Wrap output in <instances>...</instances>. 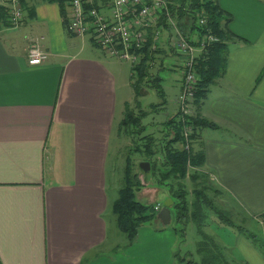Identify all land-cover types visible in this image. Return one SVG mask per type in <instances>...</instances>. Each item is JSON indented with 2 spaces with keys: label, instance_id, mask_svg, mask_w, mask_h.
Returning a JSON list of instances; mask_svg holds the SVG:
<instances>
[{
  "label": "crops",
  "instance_id": "1",
  "mask_svg": "<svg viewBox=\"0 0 264 264\" xmlns=\"http://www.w3.org/2000/svg\"><path fill=\"white\" fill-rule=\"evenodd\" d=\"M97 1L98 9L109 14ZM218 3L231 19L227 68L202 105L193 103L194 117L214 126L193 131L191 144L203 154L204 165L198 170L209 176L223 202L236 204L259 227L254 242L240 236L231 247L240 254L239 264H264V0ZM21 6L24 17L14 29H3L1 25H7L0 21L2 264H172L173 238L158 228V218L157 227L140 228L138 244L127 251L117 248L110 226L122 189L114 179L113 138L126 135L122 124L127 107L132 104L135 115L145 117L138 97L154 89L164 102L151 105L150 111L169 113L166 137L173 136L170 122L181 119L177 99L184 69L171 45L173 30L167 20L159 21L163 38L149 48V76L136 92L138 77L131 62L111 55L93 33L80 37L68 30V1L65 12L58 2L47 0H22ZM26 18L31 25L22 37ZM143 30L150 38L140 55L150 43L153 23ZM35 43L47 55L40 65L30 63L29 49ZM121 61L131 64L134 100L124 98ZM166 63L182 71L167 86L161 77ZM147 135L154 140V134ZM133 166L145 185L137 200L156 194V189H145L149 172ZM158 200L149 205L158 206ZM152 243H157V252L148 250Z\"/></svg>",
  "mask_w": 264,
  "mask_h": 264
},
{
  "label": "trees",
  "instance_id": "2",
  "mask_svg": "<svg viewBox=\"0 0 264 264\" xmlns=\"http://www.w3.org/2000/svg\"><path fill=\"white\" fill-rule=\"evenodd\" d=\"M49 2H58L62 6V10L65 12L64 3L67 0H47ZM170 9L173 17L176 20L179 29L187 37L190 42L197 44L196 37L206 33L207 30H211L215 34L219 41L210 44L202 53L197 56L195 72L198 77L196 85V93L193 103L199 108L203 101L207 99L210 87L219 79L226 71L228 62V42L231 40V33L228 29V25L231 21L226 13L219 5L218 0H169ZM84 6L86 9L92 7L99 8L98 1L93 2L85 1ZM204 11L207 19V25L201 27L198 21L197 12ZM9 8L3 5L0 0V21L6 25H12L10 23ZM165 19V16H162ZM150 38V35L149 37ZM152 40V41H151ZM150 43L147 45L145 54L141 55L140 63L137 67L133 68V76L138 77L136 82V92L140 91L144 81L149 76L150 61L149 48L154 45L153 33ZM153 42V43H152ZM157 47V45H156ZM132 76V77H133ZM142 116V115H141ZM136 116L134 112L127 107V114L122 124L123 131H131V134H139L143 128L140 123L142 117ZM181 116V114H180ZM173 136L169 137L166 145H161V149H156L162 159L155 158V160L148 161L151 166V170H157L159 165L165 168V172L159 175L158 184L170 186L171 198L174 201L173 209L175 210L177 221L183 226L188 225L189 222L196 224L198 233L203 238L198 245V253L201 258L200 264H232L228 260L225 254L221 253L217 243L212 241L209 236L204 233V227L206 219L209 218L207 214L208 209L215 210L209 206V201L204 193L205 187L195 188L191 194L194 196V200L189 203V192L186 190L184 181L189 177L194 183L198 182V174L191 175V168H201L204 165L203 154L191 151H186L178 145H184L185 139L183 136L184 125L188 124L193 131L197 128L213 127V123L201 119L200 116H192L186 119V122H182V118L179 120H173L170 122ZM192 134V138H193ZM148 138V137H143ZM150 138V137H149ZM148 138V139H149ZM147 139V140H148ZM157 146L153 143V138L147 141L144 147V152L150 157L155 154L153 147ZM160 148V147H159ZM137 149L140 150V148ZM137 150V151H138ZM149 157V156H148ZM198 173V172H197ZM140 170L134 169L132 160L128 159V165L126 169V175L124 178V186L119 191L117 200L113 204V213L117 217L118 227L120 231L127 237L130 244H133L138 237L140 228L149 220L157 219L158 212L155 210L154 205H146L137 200L136 195L140 192L145 185L142 184L140 179ZM154 174H156L154 172ZM146 176V175H145ZM166 182H169L166 184ZM198 185V183H197ZM223 215H219L221 218ZM184 231V227L181 228ZM0 264H2L0 260ZM187 264H197L196 262H187Z\"/></svg>",
  "mask_w": 264,
  "mask_h": 264
},
{
  "label": "rangeland",
  "instance_id": "3",
  "mask_svg": "<svg viewBox=\"0 0 264 264\" xmlns=\"http://www.w3.org/2000/svg\"><path fill=\"white\" fill-rule=\"evenodd\" d=\"M3 1V0H2ZM102 3H104L103 9L106 11H110L111 1L110 0H100ZM27 25V26H26ZM31 25V19L26 18V23L23 24L21 27L22 37L26 36L28 29L26 27H30ZM1 27L6 30H12L15 27L13 25H7ZM20 29V28H18ZM13 32V31H12ZM35 35H28V38H32ZM117 62V60H114ZM124 61V60H123ZM121 61V64L124 67V74L122 78V84H123V92H124V98L126 100H134V94L133 89L129 85L131 82V74H132V68L131 64L129 62H123ZM182 75L181 70H173L170 68L169 64H165V69L161 72V77L165 79V82L163 85H168L169 82H174L176 78H179ZM148 94L141 95L138 97V103H140V108H142L147 114L145 117L143 115H136L142 117V122L140 125L146 128V133H143L142 130L139 134H131V131L129 130L126 132V135H123L124 133H120L119 136H114L113 143L114 145L117 143V156L116 154L113 155L114 164L116 165V172H115V181L117 182V188L120 190L124 186V172L126 167V160L127 157L132 155L131 158L133 160V163L135 165V168L141 167L142 163H147V160H151L150 154L148 155L144 151V148L141 147L140 151H137V145L138 143L140 145H146L148 138L150 137L149 133L154 134V142L157 146L153 147V151H156L154 155H152L153 160L155 158H161V154L156 150L161 149V145H166L167 141L169 140L165 132L167 130L165 126V122L167 121L169 113H163L162 111H156L152 112L150 111L151 105H157L164 102V100L158 95L157 91L154 89H149ZM166 98V97H165ZM168 99V98H166ZM170 100V99H169ZM168 100V101H169ZM170 104H172L170 102ZM169 104V105H170ZM167 106V105H166ZM170 108L172 106L170 105ZM158 109V106L156 107ZM129 110L133 112V105H129ZM124 132V131H123ZM143 137H148L144 138ZM148 139V140H147ZM168 139V140H167ZM191 143V141H190ZM160 147V148H159ZM179 148L185 149L186 146L179 144ZM148 149V147H145ZM190 149V150H189ZM189 149H185L186 151H191L193 149L192 144ZM115 153V152H114ZM149 156V157H148ZM191 168V175H199L198 176V185L197 183H194L191 178H187L186 181H184V185L186 186V190L189 192L188 200L189 203H191L194 200V196L191 194V192L195 188H201L205 187V195L207 200L209 201V206L213 207L215 210L208 209L207 214L209 215V218L206 219L205 227H204V233L212 239V241L217 243V246L219 247L221 253L225 254L229 261L232 262V264H239L240 254L239 252H235L234 249H231V247L235 246L236 239L238 237H246L250 240H253L252 236H256L259 234V227L251 221L246 215L243 214L242 210L233 202H230V206L232 204V207L226 205L223 200L224 197L221 195V193L218 192L216 186L211 184V180L209 176L207 177L206 174H204L202 171L200 172L199 168ZM165 168H162L161 165H159L157 170L152 169L149 171L148 177L150 181V184L145 189H156L158 192L156 194L151 193L148 196L140 197V201L146 205L153 204L149 203L151 202L153 198H157L159 205L163 208L165 203L171 199V192H170V186L166 185H160L158 184L159 175L164 171ZM154 172L156 174H154ZM198 172V173H197ZM145 180V179H144ZM147 183V181H145ZM169 182H166L168 184ZM147 186V185H146ZM114 192V189H113ZM223 197V198H222ZM137 198V197H136ZM172 211V220L171 223L167 226L160 223V226L158 228H161L162 230L169 231L168 233H171V236L173 238V244L172 247L169 248L170 252H172V264H187V262H196L197 264H200L201 258L198 251V245L199 242H201L203 236L198 233V228L195 223L192 221L189 222L188 225H182L180 222L177 221L175 210L173 209V206L171 207ZM111 226H110V236L114 237V239L118 240V249H124L128 250L129 247H132L135 243L138 244V240L135 241L133 244H130L127 237L120 231L118 227L117 217L116 215L111 211ZM219 215H223L221 218H219ZM157 227L155 219L149 220L147 223H145L144 227ZM142 226V228H144ZM184 227V231H181V228ZM255 238V237H254ZM149 251H158V245L157 243H152L148 247ZM259 250V248H258ZM234 262H233V260Z\"/></svg>",
  "mask_w": 264,
  "mask_h": 264
},
{
  "label": "built area",
  "instance_id": "4",
  "mask_svg": "<svg viewBox=\"0 0 264 264\" xmlns=\"http://www.w3.org/2000/svg\"><path fill=\"white\" fill-rule=\"evenodd\" d=\"M67 1L69 6L68 30L80 37L93 33L97 42L105 46L111 55L131 62L133 67L139 65L140 51L149 37L143 27L153 23V41L154 48H156L163 38V31L158 23L162 16H165L168 26L174 32L171 45L180 57L184 69L183 86L177 99L182 122H186V119L192 116L198 81L195 72L197 56L210 44L219 41L211 30L197 36L196 45L190 42L179 29L170 9L169 0H110L109 14L96 7L86 9L85 0ZM5 2L6 7L9 8L10 23L14 26L19 25L24 17L22 0H5ZM102 6H105L104 3ZM196 14L200 26L205 27L207 25L205 12L200 11ZM29 54L31 65H40L47 58L37 43L30 47ZM192 134L193 129L188 124L184 125L183 136L186 150L191 147ZM155 210L159 212L160 206H156Z\"/></svg>",
  "mask_w": 264,
  "mask_h": 264
},
{
  "label": "water",
  "instance_id": "5",
  "mask_svg": "<svg viewBox=\"0 0 264 264\" xmlns=\"http://www.w3.org/2000/svg\"><path fill=\"white\" fill-rule=\"evenodd\" d=\"M150 163L149 162H145L141 164V169L144 172H149L150 171ZM174 205V201L173 199H169L164 207L159 211L157 218L162 222L163 225L167 226L171 223L172 220V211H171V207Z\"/></svg>",
  "mask_w": 264,
  "mask_h": 264
}]
</instances>
